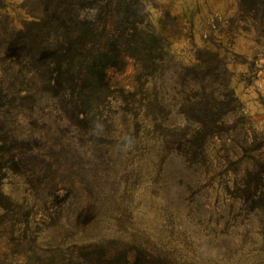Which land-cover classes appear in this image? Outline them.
<instances>
[{
	"label": "rangeland",
	"instance_id": "374dc122",
	"mask_svg": "<svg viewBox=\"0 0 264 264\" xmlns=\"http://www.w3.org/2000/svg\"><path fill=\"white\" fill-rule=\"evenodd\" d=\"M139 1L158 41L76 107L22 50L50 0H0V264H264V0Z\"/></svg>",
	"mask_w": 264,
	"mask_h": 264
},
{
	"label": "trees",
	"instance_id": "16d2710c",
	"mask_svg": "<svg viewBox=\"0 0 264 264\" xmlns=\"http://www.w3.org/2000/svg\"><path fill=\"white\" fill-rule=\"evenodd\" d=\"M89 8L98 10L89 25L86 19L82 25L69 24L73 17L79 19L81 12ZM49 10L43 18H36L37 30L29 38L34 45L27 43L31 35L28 33L21 40L22 50L33 62L32 71L46 84L47 91L76 107H87L97 89L106 84L109 70L133 57L139 44L158 41L153 33L144 35L139 29L144 26L146 15L139 0H92L88 6L76 0H50ZM7 96L4 94L3 98ZM0 142L8 143L7 136L1 132ZM3 178L0 163L1 207Z\"/></svg>",
	"mask_w": 264,
	"mask_h": 264
},
{
	"label": "clouds",
	"instance_id": "9594fccd",
	"mask_svg": "<svg viewBox=\"0 0 264 264\" xmlns=\"http://www.w3.org/2000/svg\"><path fill=\"white\" fill-rule=\"evenodd\" d=\"M83 18V17H82ZM103 132V125L100 122H95L93 126V134L99 135ZM118 147L121 151L127 152L135 147V138L131 135H123L120 137Z\"/></svg>",
	"mask_w": 264,
	"mask_h": 264
}]
</instances>
